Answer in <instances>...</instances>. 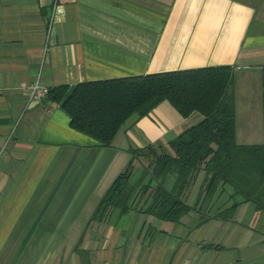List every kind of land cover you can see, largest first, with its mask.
I'll list each match as a JSON object with an SVG mask.
<instances>
[{"label":"crops","instance_id":"0c3cea01","mask_svg":"<svg viewBox=\"0 0 264 264\" xmlns=\"http://www.w3.org/2000/svg\"><path fill=\"white\" fill-rule=\"evenodd\" d=\"M223 63L236 141L264 142V0H0V264H264L263 211L243 202L230 219L214 216L229 187L179 221L138 208L91 218L130 147L167 143L200 112L164 99L102 145L58 103L30 96L33 84Z\"/></svg>","mask_w":264,"mask_h":264},{"label":"trees","instance_id":"16d2710c","mask_svg":"<svg viewBox=\"0 0 264 264\" xmlns=\"http://www.w3.org/2000/svg\"><path fill=\"white\" fill-rule=\"evenodd\" d=\"M233 81V66L223 63L45 89L44 102L58 103L73 129L102 145L111 143L129 116L145 115L164 99L183 116L192 111L202 114L167 143L130 147L126 167L100 196L91 218L107 220L138 208L160 219L179 221L193 209L209 207L225 187L231 189V202L214 216L230 219L243 202H252L264 212V142L236 141ZM135 160L141 164L136 170ZM200 171L203 179L189 203V191ZM169 176H173L170 186L165 183Z\"/></svg>","mask_w":264,"mask_h":264},{"label":"built area","instance_id":"2783aa9c","mask_svg":"<svg viewBox=\"0 0 264 264\" xmlns=\"http://www.w3.org/2000/svg\"><path fill=\"white\" fill-rule=\"evenodd\" d=\"M45 95V89L33 84L30 89V96L32 98H42Z\"/></svg>","mask_w":264,"mask_h":264},{"label":"rangeland","instance_id":"374dc122","mask_svg":"<svg viewBox=\"0 0 264 264\" xmlns=\"http://www.w3.org/2000/svg\"><path fill=\"white\" fill-rule=\"evenodd\" d=\"M142 161H146L143 157H142ZM133 165L135 166V170L136 169H138L139 168V166H141V164H140V161H137V160H135L134 162H133ZM198 175H203V172H200ZM196 183H197V181H196ZM198 184V183H197ZM256 225V224H255ZM254 225V226H255ZM257 228H262V227H259V226H256Z\"/></svg>","mask_w":264,"mask_h":264}]
</instances>
